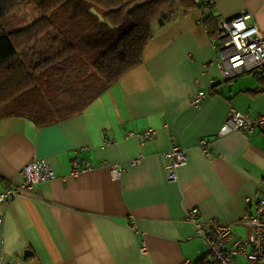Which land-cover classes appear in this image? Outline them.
<instances>
[{"label": "crops", "instance_id": "0c3cea01", "mask_svg": "<svg viewBox=\"0 0 264 264\" xmlns=\"http://www.w3.org/2000/svg\"><path fill=\"white\" fill-rule=\"evenodd\" d=\"M242 9L264 30V0H217L157 22L143 62L73 116L47 121L34 103L0 113V191L23 182L34 157L57 172L8 204L0 264H206L188 219L195 207L233 227L229 247L244 235L238 221L264 198V130H219L234 108L264 114V78L224 79L217 37ZM200 90L208 95L193 105ZM151 129L154 138L139 135ZM174 145L188 152L177 181L168 175Z\"/></svg>", "mask_w": 264, "mask_h": 264}, {"label": "trees", "instance_id": "16d2710c", "mask_svg": "<svg viewBox=\"0 0 264 264\" xmlns=\"http://www.w3.org/2000/svg\"><path fill=\"white\" fill-rule=\"evenodd\" d=\"M28 2L41 10L42 17L19 30H4L2 19ZM211 4V0H0V113H26L33 103L47 121L81 112L143 62L157 22L164 24L177 12L186 15ZM174 9L178 10L173 15ZM49 28L59 34L44 46L39 37Z\"/></svg>", "mask_w": 264, "mask_h": 264}, {"label": "built area", "instance_id": "2783aa9c", "mask_svg": "<svg viewBox=\"0 0 264 264\" xmlns=\"http://www.w3.org/2000/svg\"><path fill=\"white\" fill-rule=\"evenodd\" d=\"M199 1V0H198ZM217 0H211L215 3ZM217 37L221 43V58L219 68L224 79L244 72H256L264 78V30L254 21L253 14L242 9L238 15L223 19L218 27ZM208 95L200 90L193 98L192 104L198 105ZM264 130V114L252 116L248 112L232 109L222 124L219 135H227L238 131L254 133ZM140 136L152 139L157 135V130L140 132ZM204 143L206 141L204 140ZM168 175L170 180L179 179L178 170L188 161V152L180 146L174 145L168 152ZM140 160L134 159L133 163ZM123 169L113 168V174L118 178ZM25 180L14 187L0 191V233L4 230L5 216L8 204L18 197H22L41 184L57 178V172L46 159L34 157L25 167ZM256 201L248 199V206H253ZM254 212L248 208L246 214L238 221L243 227L244 235L236 240L230 247L234 231L228 223L217 220L206 222L200 218L199 208H192L188 212V219L197 226V236L201 237L208 249L209 259L206 264H258L264 260V198L257 200ZM246 263L242 262V258ZM8 264H27L24 261ZM182 264H199L198 261L186 259Z\"/></svg>", "mask_w": 264, "mask_h": 264}, {"label": "rangeland", "instance_id": "374dc122", "mask_svg": "<svg viewBox=\"0 0 264 264\" xmlns=\"http://www.w3.org/2000/svg\"><path fill=\"white\" fill-rule=\"evenodd\" d=\"M177 10L174 9L173 15ZM42 15L41 10L33 2H28L2 19V25L4 30L8 32L15 31L32 24L42 17ZM58 34L57 30L49 28L40 35L39 40H41V44L44 46L52 44L55 38L58 37ZM56 45L59 46L58 43Z\"/></svg>", "mask_w": 264, "mask_h": 264}, {"label": "water", "instance_id": "95a60500", "mask_svg": "<svg viewBox=\"0 0 264 264\" xmlns=\"http://www.w3.org/2000/svg\"><path fill=\"white\" fill-rule=\"evenodd\" d=\"M92 12L95 13L97 16H99V18L102 21H106V19L104 18V16H102V14H100L97 10L93 9ZM108 23L110 24V22H108Z\"/></svg>", "mask_w": 264, "mask_h": 264}]
</instances>
